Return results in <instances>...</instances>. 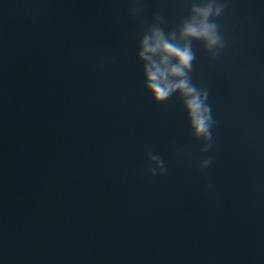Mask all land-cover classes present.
<instances>
[{
	"label": "water",
	"instance_id": "water-1",
	"mask_svg": "<svg viewBox=\"0 0 264 264\" xmlns=\"http://www.w3.org/2000/svg\"><path fill=\"white\" fill-rule=\"evenodd\" d=\"M205 2L0 0V264H264V0L190 41L211 141L138 56Z\"/></svg>",
	"mask_w": 264,
	"mask_h": 264
},
{
	"label": "clouds",
	"instance_id": "clouds-1",
	"mask_svg": "<svg viewBox=\"0 0 264 264\" xmlns=\"http://www.w3.org/2000/svg\"><path fill=\"white\" fill-rule=\"evenodd\" d=\"M191 15L179 28V40L175 34L166 35L159 27H152L140 40L139 58L144 61L143 71L145 87L152 93L153 99L162 101L179 92L184 107L197 137L211 141L210 129L215 124L211 107L206 103L207 89H197L192 85L188 72L192 69L194 54L190 41L200 40L206 49L212 50L223 46L214 18L222 12V5L216 0L194 3ZM208 145L203 149L207 151ZM163 168V161L158 156L149 155ZM204 166L211 163L206 159ZM156 175V170H151Z\"/></svg>",
	"mask_w": 264,
	"mask_h": 264
}]
</instances>
